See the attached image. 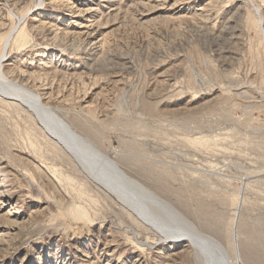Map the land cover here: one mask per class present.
Listing matches in <instances>:
<instances>
[{"label": "rangeland", "instance_id": "obj_1", "mask_svg": "<svg viewBox=\"0 0 264 264\" xmlns=\"http://www.w3.org/2000/svg\"><path fill=\"white\" fill-rule=\"evenodd\" d=\"M19 1L0 0V51L9 12L28 14L25 46L3 61L11 82L102 152L143 162L122 168L233 258L238 244L242 264H264V52L251 18L264 0ZM12 106L0 100V264H198L187 243L130 223L38 116Z\"/></svg>", "mask_w": 264, "mask_h": 264}, {"label": "bare ground", "instance_id": "obj_2", "mask_svg": "<svg viewBox=\"0 0 264 264\" xmlns=\"http://www.w3.org/2000/svg\"><path fill=\"white\" fill-rule=\"evenodd\" d=\"M40 2L43 3V0H40ZM15 6H17V4ZM254 12H255V17H251V18L253 19V23H254L253 25L261 35L259 39L260 46H258L257 44L258 46L257 55H260L261 53L264 52V18H263L262 10L260 8L255 7ZM9 14L11 18L14 20V24L2 40L3 43L0 51V97H1L0 100H2V102H6V104L8 103L9 106L13 105L15 108L18 109L19 107H22L23 109L28 108L31 112L30 116H32L33 118H36L35 116H38L37 118H39V120H41V122L43 123L42 130L45 132L50 144L51 145L53 144V147L56 149V151L64 154L65 155L64 157L69 159V161L73 164V166H75L76 170H78V172L80 171L85 175V177L88 179V182L95 185L100 191H102V193H104L105 200L120 205L121 206L120 211H122L123 212L122 214H124L123 217L126 218L127 216L132 222H130L129 219L128 221L130 223H133L134 226L137 227L138 229H142L148 234L149 233L152 234L151 236H155L158 242L170 243V244L187 243L189 245V249L194 252L195 254L194 257L197 258L198 264H242V261L245 262L244 258L243 260L242 258L240 259V249L238 244L235 246L236 247L235 251H233L235 252L234 255L235 258H233L232 254L234 253H230L229 252L230 249L228 250L226 246L223 244V242L212 237L213 235L212 236L207 235V232L205 234V232H203V230L200 229L198 224H196L197 222L194 223L193 220H190L188 217L182 214L181 213L182 211L180 212L176 208V206H173V204H171L170 199H169L170 202L165 200L162 196H160L161 194L158 195L157 194L158 192L156 193L153 191V189L146 187V185L142 183V181H139L131 177L129 175L130 171L128 173L126 169L122 168V165L124 166V164L130 165L132 167L133 166L136 167L141 163L143 164V162L133 160V157H128L123 154L117 155L116 153L113 154L115 155V158H112L107 153L102 152L92 143V141L87 140L83 138V136L79 135V133L71 125L72 122L69 123L67 121L68 119L65 120V118H63V116L59 114V112H57L51 106L49 107L45 105L42 102L39 94L31 92L30 90H27L22 86H19L14 82H11V80L8 78V76L5 73L3 61L5 58H7V55L11 50L15 48L19 50L25 46V41L29 36L30 32L27 26L25 25L28 14L23 16L21 15L16 16L17 18H15L14 12L10 11ZM259 48L262 49L261 50L262 52L259 51ZM133 141L136 142V140H132V142ZM186 143L196 149L198 148V150L208 149V148H209L208 150H210V148L213 147L211 146L212 144H210L209 141H206L202 138H195V139L189 138ZM131 147L133 148V145ZM164 164L165 166L168 165L167 163ZM132 167H130V169H132ZM141 171H143V169ZM163 171L164 170L162 169L161 172ZM165 173H169V171L167 170L164 171L163 175ZM65 180H67L68 183H73L76 181L71 178H66ZM201 182L202 181H200V183ZM86 188L88 187L86 186ZM84 193L85 192H82V195H84ZM85 194H87V192ZM87 195H89V193ZM11 197L9 199H11ZM3 202L4 199L2 197V193L0 192V203L3 204ZM91 203L94 202L92 201ZM76 210L78 216L81 218L82 217L86 218L88 217L87 215H89V213L86 214V212H84L85 209L84 208L82 209V207L80 208L78 207ZM9 214L13 217L11 213ZM15 220L13 219V222H15ZM8 223L9 222H7V224ZM124 223H126V221H124ZM130 225L132 226V224ZM131 226H129L128 228L130 229V231H132V234H134V236H137L139 234L137 233V229H134V227L132 228ZM150 238L148 237V239ZM237 238L236 240L239 239ZM146 239L147 238H145V240ZM131 240H135V239L133 238ZM149 241L147 243H143V242L139 243V246H144V247L149 246L150 243ZM131 242L133 243V241ZM139 248L143 249L142 247ZM189 252L191 253V251ZM195 264H197V262H195Z\"/></svg>", "mask_w": 264, "mask_h": 264}]
</instances>
